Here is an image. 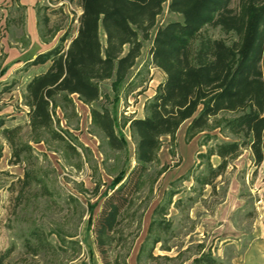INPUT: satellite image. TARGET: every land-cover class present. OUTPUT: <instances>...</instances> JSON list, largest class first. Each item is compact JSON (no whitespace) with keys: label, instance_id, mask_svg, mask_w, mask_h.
Instances as JSON below:
<instances>
[{"label":"rangeland","instance_id":"374dc122","mask_svg":"<svg viewBox=\"0 0 264 264\" xmlns=\"http://www.w3.org/2000/svg\"><path fill=\"white\" fill-rule=\"evenodd\" d=\"M20 1L0 0V68L9 62L6 43L21 58L14 69L0 70V264H101L90 220L102 193L134 163L130 121L143 116L165 74L150 58L151 37H140L141 50L125 76L117 79L113 73L100 81L101 95L93 105L111 112L115 130L127 141L122 150L110 147L92 120L90 105L76 94L65 106L57 98L49 127L32 128L26 85L51 59L40 64L31 59L69 42L81 6L80 0H35L40 42L32 44L25 27L30 0ZM245 5L246 0L231 3L238 12ZM174 19L181 15L168 8L167 0L156 25ZM236 38L234 31L208 24L193 44ZM261 67L264 79V56ZM243 110L219 113L191 139L186 138L189 120L174 139L161 138L148 174L110 233V264H193L202 253H210L216 264H264V161L254 162L246 140L215 176L201 156L219 140L247 137L220 130ZM220 160L211 155L208 162L216 167ZM205 175L211 183L202 186L198 178ZM159 203L166 204L165 213L156 212Z\"/></svg>","mask_w":264,"mask_h":264},{"label":"trees","instance_id":"16d2710c","mask_svg":"<svg viewBox=\"0 0 264 264\" xmlns=\"http://www.w3.org/2000/svg\"><path fill=\"white\" fill-rule=\"evenodd\" d=\"M165 1L80 0L78 26L69 42L31 59V64L51 59L46 70L35 74L26 85L31 127H49L57 98L65 106L71 103L70 95L76 94L90 105L94 124L116 150L127 146V141L115 130L109 109L93 105L101 95L100 81L113 73L117 79L125 76L141 50L140 37H151L150 58L165 74L146 103L143 116L130 121L135 139L134 163L102 193L99 210L90 220L101 264H110V233L148 174L161 138L168 135L174 139L184 121L189 120L186 138L191 139L208 129L219 113L243 108L241 114L227 119L220 130L243 132L247 137L241 142L219 140L201 156L208 161L211 155L221 158L216 167L207 161L210 175L215 176L246 140L254 162L260 165L264 161V0H246L242 12L231 6L234 0H168V8L181 19L156 25ZM208 24L232 30L237 38L231 42L213 39L207 46H194L196 34ZM66 39V35L61 36V40ZM207 176L198 178L202 186L211 183ZM174 194H169L168 206ZM166 210L165 203L157 205L156 212L162 214ZM160 221L166 224V219ZM204 259L216 264L210 253H202L193 264H202Z\"/></svg>","mask_w":264,"mask_h":264},{"label":"crops","instance_id":"0c3cea01","mask_svg":"<svg viewBox=\"0 0 264 264\" xmlns=\"http://www.w3.org/2000/svg\"><path fill=\"white\" fill-rule=\"evenodd\" d=\"M30 0V8H29V14H28V19H25V27L28 33V37L30 38L31 43H39L40 42V38L38 36V32L36 29V23H37V19H36V12H35V0ZM20 4L21 1L19 0ZM50 48V47H47ZM46 48V49H47ZM45 49V50H46ZM4 53H8L7 58L9 60V62L7 63L4 62V65L0 68V70H4V72H6L9 68L14 69L16 64H18L19 62H17L19 59H21L19 57V55H16L15 53H13L12 49L8 46V44L6 43V45L4 46L3 49ZM1 54V53H0ZM15 56V57H14Z\"/></svg>","mask_w":264,"mask_h":264}]
</instances>
